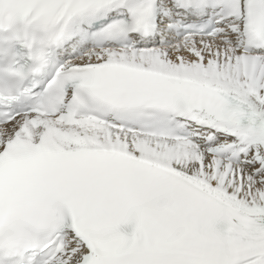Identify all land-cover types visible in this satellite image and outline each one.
I'll use <instances>...</instances> for the list:
<instances>
[{
  "label": "snow or ice",
  "instance_id": "obj_1",
  "mask_svg": "<svg viewBox=\"0 0 264 264\" xmlns=\"http://www.w3.org/2000/svg\"><path fill=\"white\" fill-rule=\"evenodd\" d=\"M0 264H264V0H0Z\"/></svg>",
  "mask_w": 264,
  "mask_h": 264
}]
</instances>
